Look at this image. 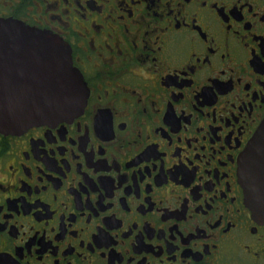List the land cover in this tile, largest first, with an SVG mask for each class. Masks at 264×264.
Here are the masks:
<instances>
[{"label": "flooded vegetation", "instance_id": "obj_1", "mask_svg": "<svg viewBox=\"0 0 264 264\" xmlns=\"http://www.w3.org/2000/svg\"><path fill=\"white\" fill-rule=\"evenodd\" d=\"M59 38L72 120L0 134L8 264H264L239 161L264 120V0H0Z\"/></svg>", "mask_w": 264, "mask_h": 264}, {"label": "water", "instance_id": "obj_2", "mask_svg": "<svg viewBox=\"0 0 264 264\" xmlns=\"http://www.w3.org/2000/svg\"><path fill=\"white\" fill-rule=\"evenodd\" d=\"M87 90L56 36L0 20V134L67 122L82 113ZM248 209L264 223V120L239 161ZM0 264H8L0 259Z\"/></svg>", "mask_w": 264, "mask_h": 264}]
</instances>
